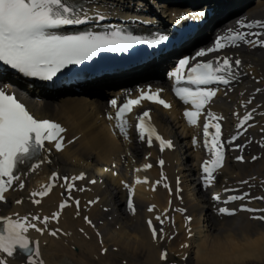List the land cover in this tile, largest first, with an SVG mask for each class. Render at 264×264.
I'll return each mask as SVG.
<instances>
[{"label":"snow or ice","instance_id":"snow-or-ice-1","mask_svg":"<svg viewBox=\"0 0 264 264\" xmlns=\"http://www.w3.org/2000/svg\"><path fill=\"white\" fill-rule=\"evenodd\" d=\"M112 7L108 4L101 5L99 0H0V203H6L9 190L18 192L25 189V180L33 173H38L44 166L54 165L53 156L63 152L68 145L73 144L79 137L66 140L67 129L61 123L47 118L35 116L24 102L15 93L8 91V82L5 77L16 74L23 78L36 80L47 84L59 79L64 70L70 66L82 65L84 62L93 61L101 53H128L135 46L144 45L149 49H155L169 40L166 34L153 33L151 37L134 34L132 31L114 28L111 30H82L62 31L66 26H90L105 21L111 13L105 9ZM206 12L201 10L192 18H204ZM133 22L138 17H130ZM144 24H151V19H143ZM234 28H227L223 34L217 35L213 44L206 48H200L193 56H185L178 61L177 66L169 77L173 80L171 90L175 97L185 106L183 118L188 126L197 127L202 124L203 148L207 150L209 158L203 159L198 165L197 182L201 190L208 196L213 207V214L223 218L234 216L239 212L249 213V219L259 221L264 225V208L249 207L253 200H264V196H250L246 188L255 187L251 183L255 178H247L238 182L236 194L226 197L219 192H211V187L219 183V176L228 166L229 160L247 163L249 157L244 153L255 142L248 138V127L256 126L254 114L257 107L254 105L255 94L262 92L260 87L254 89V94L240 101L244 108V114L233 112L237 120V130L222 136V121L227 118L212 110L214 98L218 93L229 96L234 90V83L239 82L244 74L242 59L237 55L227 53L218 55L215 59L202 60L208 54L220 53L221 50L235 49L243 46L251 48H264V22L254 20L251 23L245 19H237ZM260 31H252V29ZM251 67V65H248ZM255 79V78H253ZM261 81H257L260 83ZM188 85V86H181ZM163 88H152L151 85L138 89V95L133 98L129 92L128 98L120 103L118 98L107 101L110 109L114 110L106 114V118L115 121L113 134L122 138V142L132 146L139 142L140 155L138 156L129 147L120 157L125 165L131 158L133 165L138 161L145 162L140 166L129 168V173L134 171V182L120 179L119 183L125 191L126 212L135 216L138 207L135 203V186L148 184L151 189L158 190L161 185L168 191L169 208L163 212H156L155 206H148L146 211L149 218L146 219L147 229L151 233L153 242H160L174 238L175 233L165 231L166 221L174 227V221L170 211L184 214L185 228L189 239L192 238V217L186 214L183 207H174L176 199L181 204L182 181L176 177L175 187H171L168 177L161 170L159 179L151 182L147 175L141 178V173H146L154 167L152 162H147L152 151L158 146L160 154L166 150H176L173 139L165 138L153 124L151 109L143 111L135 118V123L130 120L138 106L143 102H150L163 109L169 110L172 105L161 97ZM244 97V92L239 94ZM251 106V107H250ZM240 129L244 131L241 132ZM264 132V128L261 129ZM135 132V135H133ZM241 139L245 143H241ZM146 145V148L144 147ZM193 149L200 147L198 135L191 137ZM259 147L264 149V140L259 141ZM226 149L231 152L226 155ZM240 154H235L236 152ZM146 153V154H145ZM251 161L260 159L252 154ZM158 165L163 169L165 160L160 158ZM113 177L120 175L115 162L111 167L102 169ZM77 182H84L79 184ZM103 184V179L89 178L85 171L78 174L63 173L59 166L51 171L48 182L41 185L39 191H32L27 199L32 205L39 206L42 198L47 197L55 187L63 189L62 201L58 209L50 215H41L30 211L21 215L15 212L11 215L0 214V264H46L43 259L41 241L33 238L31 233L43 236L45 234L57 238L63 233L59 227L51 228L53 221L59 222L63 210L72 202L75 205V216H81V201L72 194L74 191L81 193L91 191L87 185ZM242 190V191H241ZM225 193H233V189L223 187ZM39 197V199L37 198ZM24 197L14 199L16 205H21ZM99 197L87 201L83 206L88 208L99 203ZM239 202L236 207L229 205ZM104 211H110L104 208ZM85 223L93 228L95 225L87 216H83ZM84 232V229H80ZM85 235H87L85 233ZM100 236L99 231L96 232ZM234 241L243 245L244 241L237 236ZM47 244V241H44ZM101 244L103 240L101 239ZM182 247H189L188 244ZM108 249L102 248V254H107ZM166 252L160 254V260L165 261ZM187 259V257H185Z\"/></svg>","mask_w":264,"mask_h":264},{"label":"bare ground","instance_id":"bare-ground-1","mask_svg":"<svg viewBox=\"0 0 264 264\" xmlns=\"http://www.w3.org/2000/svg\"><path fill=\"white\" fill-rule=\"evenodd\" d=\"M121 1L99 0V3L113 7L121 5L119 4ZM252 1L255 2L254 5L247 6L249 3L251 5ZM140 2L142 9L136 5L133 8H126L130 17L140 18L143 10L150 12V9ZM165 2L168 4L161 3L160 7L185 4L188 10L191 8L188 6H196L199 3L202 6L198 4L200 7L194 10L197 12L205 7L213 6L217 10V15L215 12L213 18H208L210 22L214 18L215 20L225 18L227 13L235 14V17L225 19L226 23L241 18L246 20L264 18V0H243L244 4L249 2L245 8L239 4L241 0H166ZM225 53L233 55L234 58L238 55L242 59L244 74L241 76L240 85L229 93L228 97L222 95L212 105V110L227 118L224 122L228 130L231 123H236L234 120L236 118L232 113L242 114L244 112L240 101L252 96L256 87L261 88L262 92L254 98V105L257 107V112L254 114L256 126L248 132V138L255 142L244 153L249 157L248 161L252 154L260 155V159L252 164L229 162L219 176V183L211 187V192L222 194L224 186L238 188L239 181L254 177L251 183L255 187L245 190H249L253 194L252 197L264 196V149L257 147L259 138H264V132L261 131L264 128V49H253L242 45L230 52L223 51L214 56ZM256 79L261 82L256 83ZM242 91L244 97L239 95ZM77 101V98H58L43 103H28L29 108L38 118H51L61 123L67 129L66 140L75 137L79 139L68 145L63 152L53 156L54 165L44 166L38 173H33L26 178L25 189L20 192L11 191L7 202L0 205L5 215L15 212L23 215L30 211L50 215L51 212L57 210V205L63 198L61 196L63 189L59 186L55 187L47 197L42 199L39 206L32 205L27 197L32 191H39L41 185L47 183L51 171L56 170V166L69 175L85 171L89 178L103 179V184L87 185L92 189L91 191L73 192L72 195L81 201L80 217H76L75 210L70 207L63 210L58 223L51 222V228L59 227L67 235L61 234L53 238L47 234L40 236L37 233H31L34 238H39L41 241L43 259L46 264H162L164 262L160 260L162 251L167 253L166 260L173 256L176 257V264H183V256L186 254L188 258L185 264H188L190 260H193V264H264V225L261 222L251 220L243 214L222 219L213 214L210 199L194 178L197 173L199 147L197 149L191 147L188 135L195 128H185L176 108L171 107L168 111H163L157 107H151L153 124L165 138L173 139L177 147L175 151L166 150L162 155L157 154L156 150H151L152 154L147 162L155 164V160L162 157L165 160L163 172L173 188L176 177L181 178L183 203L181 204L180 200L176 199L174 207L185 208L186 214L193 218L191 221L193 236L191 239L187 238L184 214L171 210L170 215L174 221V227L166 221L165 231L169 234L175 233L174 238L153 242L151 233L145 224L146 219L152 214H149L146 209L154 205L156 212H163L169 208L170 197L158 187V190L154 191L150 185H136L135 203L138 212L135 216L126 212V193L119 181L125 179L134 182L136 174L134 171L129 173V168L134 169L145 161L140 160L133 165L131 158L125 157L128 161L125 165L120 157L129 147L139 156L141 154L139 142L135 141L132 146H129L112 138L107 133L104 122L99 120L103 108ZM113 162L116 163L120 172V175L116 177L102 171L104 167H111ZM145 175H150L152 180L158 179V171L155 167ZM77 183L83 184L84 182ZM20 197L25 199L21 205H16L14 199ZM95 197L100 198L99 203L86 211L83 206ZM259 201L256 203L259 205L257 208H264V200ZM104 208L110 211L106 212ZM84 215L92 220L95 228H90L82 221ZM176 226L178 229L175 228ZM81 228L84 232L80 231ZM97 231L101 233L100 236L96 235ZM237 236L244 241L243 245L235 243L234 238ZM101 239L103 244H101ZM44 241H47L46 245ZM184 244L193 248L192 259H190L189 247H182ZM102 248L108 249L104 256L100 255Z\"/></svg>","mask_w":264,"mask_h":264},{"label":"rangeland","instance_id":"rangeland-1","mask_svg":"<svg viewBox=\"0 0 264 264\" xmlns=\"http://www.w3.org/2000/svg\"><path fill=\"white\" fill-rule=\"evenodd\" d=\"M175 225H176V223H175ZM177 229H178V227H177ZM190 247H191V246H190ZM190 247H189V250L191 251L190 259H192V258H193V254H192V252H193L194 250H193V248H190ZM190 251H189V252H190ZM174 259H175V258H172V260H174ZM172 260L169 259V261H172ZM188 264H193V260H190Z\"/></svg>","mask_w":264,"mask_h":264}]
</instances>
